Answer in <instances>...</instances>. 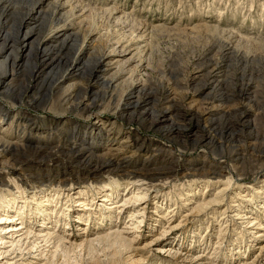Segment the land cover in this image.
Segmentation results:
<instances>
[{
	"label": "rangeland",
	"instance_id": "1",
	"mask_svg": "<svg viewBox=\"0 0 264 264\" xmlns=\"http://www.w3.org/2000/svg\"><path fill=\"white\" fill-rule=\"evenodd\" d=\"M35 4L30 46L19 23ZM58 29L73 33L76 42L62 44V38L38 51L40 41ZM3 43L13 44V50L0 72L14 75L7 79L9 87L0 90V112L3 106L14 115L0 123V137L17 146L0 160L2 194L15 187L27 195L58 187L57 229L79 239L82 230L73 216L82 209L77 206L85 199L82 194L99 189L97 200L105 189L115 188L120 200L136 192L131 179L137 177L131 173L141 178L139 183L162 177L147 179L141 202L126 207L116 221L121 229L132 207L148 215L138 231L127 233L130 239L138 234V252L112 258L104 250L80 252L67 246L65 256L58 254L59 263L233 264L243 255L246 263L255 258L264 235L256 237L257 225L251 233L243 231L244 241L238 232L247 215L264 223V0H0V48ZM78 54L83 64L78 74L68 75ZM97 57L113 64L108 73L113 80L99 79L89 87ZM49 59L55 61L52 68L34 80V66ZM71 83L76 85L69 89ZM133 86L138 90L129 100ZM85 98L86 105L77 106ZM136 99L135 108L124 107ZM119 107L123 113L114 114ZM162 112L167 120L159 117ZM98 117L105 130L98 127L97 133L83 136ZM151 120H158V128L150 127ZM122 147L121 168L108 166L102 156ZM222 188L216 209L213 204L199 214L192 211L196 201L210 200ZM68 205L73 211L64 232ZM93 221L88 226L92 233L97 228ZM170 222L179 226L156 245L145 246ZM165 247L178 248L180 254L170 257L161 252ZM25 248L7 256L11 264H23L19 254ZM43 249L47 256L53 250ZM262 252L254 264H264ZM36 254L24 258L43 264ZM195 256L201 260L190 261Z\"/></svg>",
	"mask_w": 264,
	"mask_h": 264
},
{
	"label": "bare ground",
	"instance_id": "2",
	"mask_svg": "<svg viewBox=\"0 0 264 264\" xmlns=\"http://www.w3.org/2000/svg\"><path fill=\"white\" fill-rule=\"evenodd\" d=\"M38 2H40V1H37L36 4ZM36 4L33 6L32 9H30L26 13V16L24 17V19H22V21L19 23L20 31L24 30L22 32L23 33L22 36H23V38H25L24 41L27 40L28 45H30V46H32V43H34V41L31 40L32 39V34H31L32 30L29 28V24H30L29 21L32 19V17H34L33 13L36 9ZM62 38H64V39L62 40ZM58 39L62 40V44H67L68 41H75L76 42V40H75L76 37L74 36L73 33H68V31H66V30H61V29L59 30L58 29V30H55L51 34V36L46 37V39L43 38V40H41L40 43L38 44L37 50L38 51L41 50V53H42V51H45V50L40 49L39 47L46 46L51 42H57ZM72 43L69 45L70 47L72 46ZM6 45H7L6 43H3L2 48H0V58L3 59V61L0 62V66L2 65L1 67H5L6 65H8V62H9L10 56H11V52L13 50V44L9 45L8 47H5ZM134 51L136 52L137 49H135ZM14 57H18V55L15 54ZM23 58H24V56H22V58L21 59L19 58L18 60L22 61ZM83 59H84L83 56H79V54L77 55V57L75 58L72 65L67 69L68 75L78 72L80 65L83 64L82 63ZM87 59H89V55H87ZM95 59H96V61L93 60V63L95 62V65H94V68L92 71H94V73H96V75H94V77H92V81L89 83V87H92L97 81H99V79L102 80L103 82H105L106 84L107 83L111 84L112 80H113V77H112L113 74L108 75V73L113 68V64L109 63L105 57H97ZM54 63H55L54 60L49 59V60L45 61L44 63L40 62L39 66L35 65L32 72H31V77L35 80L39 75H43L47 68H49V67L52 68V65H54ZM13 75L14 74L11 73L10 70H6V69L3 70L2 72H0V90L6 89L9 87L10 83L7 82V79L13 77ZM108 77H110V78H108ZM75 85H76L75 83H71L68 85L69 86L68 88L72 89ZM130 89L131 90L128 93L129 100L133 98V95L137 92L136 90H138V88H137V86H133ZM86 103L87 102H86V98H85L82 101H80L77 104V106H82V105L85 106ZM138 103H139V101H138V99H136L133 102L129 101V103H126L124 105V107L133 104L134 105L133 108H135L138 105ZM124 107L123 108L122 107L117 108L116 111L114 112V114L121 115L123 113L122 110L124 109ZM1 110L2 111L0 112V116H2V117H0V123H3L9 119L11 113L13 114V111L11 109L5 108L3 106L1 107ZM13 115H12V117H14ZM166 115L167 114L165 112H162L159 117L165 118ZM167 118H165V119L167 120ZM4 124H6V123H4ZM150 125H151L150 127L158 128V127H156V125H158V120L153 121V123L151 120ZM105 126H106V124H104L102 119L98 117L97 120H95L93 123H91L89 126H87L86 129H84L85 131H84V133L82 132V135L84 136V135H87L89 133V136H92L94 133H97L96 131L98 130V127L99 128L101 127L102 130H105ZM74 134L75 133H73L72 135L76 137L77 135L76 134L74 135ZM78 134L81 135V132ZM109 138L113 140L112 136H109ZM114 140L116 141V139H114ZM211 140H212V138H211ZM126 141H128V140L124 138L121 141V143L125 145ZM16 146H17V144L14 145L12 143L4 141L0 137V160L3 158V155H7V154H8V156H9V154L12 155V148H14ZM105 151H110V150H109V148H107V150H105ZM122 151H123V147L121 150H118L117 153H110V154L105 153L102 157L105 156L108 159V160H106L108 166L111 165V166L116 167V168L117 167L121 168L122 163L120 162L121 161V159H120L121 155L120 154L123 153ZM90 152L92 153V150H90ZM131 174L133 175V177H137V178L131 179L133 181V184H134L132 186H134L136 188V192H133V191L130 193L128 192L120 200L118 199L119 193H117V189H115V188L105 189L106 194H102L101 195L102 197H100L102 200L101 199L95 200V196H99L98 193L103 192V191L100 192L99 189L91 192L90 196H88L87 193L82 194L83 197H85V199H83V200L80 199L78 202V205H77L79 207L82 206V209H79V208L76 209L75 211H76L78 216H73V218L74 217L76 218L75 220H73L74 223L78 222V224H75V227L78 228V230H80V229L82 230V232H80V234H82L83 236H80L79 239H77L78 238L77 235L76 236L71 235L72 238H69L67 234H62V233H60L62 231H59V229H57V226L59 225V220H60V219L59 220L57 219V216L60 215V213H59L60 211L59 212L56 211V207L59 203L57 201V199L59 198V196L61 194V192L57 190L58 187H56L53 191L45 189L46 192H44V190H42L40 188L37 192L31 191L30 195L26 194V190H24V189L20 190L18 187H15L16 188L15 191L8 190L7 193H3V194L1 191L0 192V194H1L0 195V264H11V262L9 261L10 259L7 258V256L15 253L14 252L15 248L17 250L21 249V246H23V245L27 246V248H25L26 253L23 254L22 251L20 250L21 252L19 254V256L22 257L19 260H23V264H29V262H27V258H24L26 256V254H29V253H32V254L37 253L36 255L40 256V259H44L43 264H58L59 258L65 256V253H67V250H66L67 246H72V247L78 248L80 252L83 249L88 250V252L92 249H97V250H101V251L104 250L103 252H105V255L108 257H112V258L121 257L125 253H129L132 255L133 253L138 252L139 248L135 247V244H139V241H137L138 234L137 233L134 234L133 238L130 239L128 237L127 233H129V229H132L133 231H135V230L138 231V226H141V223L143 222L144 217L148 216V215L145 214L144 212H141L140 209H139V211L138 210L136 211L135 210L136 207H132L131 208L132 212L129 214L128 220L126 222L125 221L123 222V227H121V229H120V227L119 228L116 227V223H117L116 221H118L119 218H121L119 214L126 207H128L129 205L132 206L133 204L135 205V203L138 204V202H141L143 195H144V193H142V192L144 191V187L146 186L144 183L147 181V179H154V180L157 179L158 180L159 178H162V177L157 176V175H155V177H150V178L145 177L144 183L142 182L143 180L141 181V183H139L138 181L141 178H139L138 175L136 176V174H134V173H131ZM128 175L129 174L126 173L124 175V177H127L128 179H130ZM113 181L117 182L116 180H113ZM158 181H160V180H158ZM190 186L192 187V185H190ZM126 187H127V185H126ZM153 187H156V186H153ZM61 189H62V187H61ZM67 189H69V188H67ZM140 189H142V190L138 191ZM224 191H225V188L217 189V192H215V194L213 195V197L210 200H205L204 198L199 199L198 201H196L195 206L193 205L192 211H194L196 214H199L200 212H202L203 208H206V211L209 208H212L213 204H214L213 206L215 207V208L214 207L213 208L216 209L217 205H220V203H221V200H220L221 198L218 197V194H221V192H224ZM257 193H260V191H257ZM76 195H78V194H76ZM86 197H88L89 200H87ZM70 200H71V198H68L67 203ZM191 200H193V199L190 198V201ZM86 201H88V203ZM249 201H251V199ZM98 204H100V205L98 206ZM235 205L238 206L239 204H235ZM97 206L99 207V212H98V210H96L98 208ZM145 206L146 205L143 204V206H141V208L144 209ZM66 207H67L66 213H63V217H62L63 218L62 220H64L63 224L65 225V230L62 229L64 232L67 231V229L69 228L68 227L69 221H67L66 217L68 216V213L70 211H73V209H71L70 205H68ZM100 209H102V210H100ZM113 213H115V215ZM225 213L226 212L224 210L222 212V214H225ZM245 215H246V213H245ZM114 218H115V220H113ZM245 218H247V219L249 218V220L245 222L244 227H242V231L238 232V234L242 233V236H240L241 241H244L243 233L245 231H249V230L252 231L254 229L253 227L255 225H257V229H258L257 231H254L256 237H261L264 235V223L260 222L256 216L252 217L250 215H247V216H245ZM94 219L97 220L95 222V223H97V226H96L97 228L96 229L93 228L95 231L92 233L91 230H89L90 229L89 227H90V224L92 223V221ZM134 219H135L137 224L135 226H132V224H130L129 220H134ZM243 220H245V219H243ZM82 222H86L85 227L80 226V223H82ZM100 225L102 227H100ZM177 226H179V225L178 224H171V222H170L169 225H167L166 230L164 229V231L159 236H156L153 239H151L145 246L156 245L160 239L159 237H163L171 229H173L174 227H177ZM97 229H100V231H97ZM251 231H249V232L251 233ZM84 233H86V234H84ZM50 245H51V247H49ZM46 247H48L47 252L49 251L50 248L53 249L48 256H47V254H44L45 250L43 248H46ZM161 249H162L161 252L167 253V255H170V257H175L178 254H180V251L178 248L174 249L173 251H172V248H170V247H165V248H161ZM258 249H259V251L252 261L246 263L247 261L241 260L244 257V255H243L240 260L233 262V264H254V261L258 257H260V255L263 253L262 250L264 249V244L260 245L258 247ZM133 250H135V251H133ZM238 251H240V250L238 249ZM58 254H59V258H58ZM185 255H186V253L184 254V256ZM198 257L199 256L191 257L190 261L201 260V258H198ZM185 258H188V256H185ZM16 261L17 260H15V261L12 260V264H15ZM60 263L61 264H69L65 259H62V261H60ZM147 264H150V263H147Z\"/></svg>",
	"mask_w": 264,
	"mask_h": 264
}]
</instances>
